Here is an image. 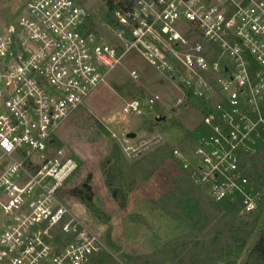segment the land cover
Listing matches in <instances>:
<instances>
[{
    "label": "built area",
    "instance_id": "1",
    "mask_svg": "<svg viewBox=\"0 0 264 264\" xmlns=\"http://www.w3.org/2000/svg\"><path fill=\"white\" fill-rule=\"evenodd\" d=\"M113 5L101 31L75 0H30L0 33V264H90L107 250L69 207L78 163L52 143L131 49L177 82L176 109L200 107L192 152L172 150L180 171L214 203L262 204L245 158L264 157V0ZM122 112L140 115L139 102Z\"/></svg>",
    "mask_w": 264,
    "mask_h": 264
},
{
    "label": "rangeland",
    "instance_id": "2",
    "mask_svg": "<svg viewBox=\"0 0 264 264\" xmlns=\"http://www.w3.org/2000/svg\"><path fill=\"white\" fill-rule=\"evenodd\" d=\"M29 1L0 0V33L15 23ZM75 1L103 31L107 0ZM131 71L136 73V79L130 77ZM155 96L158 100L148 105V100ZM182 98L177 82L157 72L131 49L120 65L108 73L106 83L93 92L85 107L70 117L56 136L52 149L64 150L78 163L66 188L67 203L91 229L101 234L104 244L109 236L118 249L113 252L114 257L127 255L138 262L174 264L181 251L176 250L173 257L172 247L181 242L203 241L222 214L206 190L196 188L171 157L173 149L187 155L192 152L193 136L202 124L198 103L174 107ZM133 100L140 104V115H124V104ZM160 117L165 120L156 123L155 119ZM129 133H134L135 139H127ZM130 149L137 152L131 154ZM155 152L169 159L153 169L149 162ZM88 178L94 204L108 219L105 222L92 216L68 193ZM261 194L262 204L256 211L260 220L236 264L246 262L264 228V187ZM256 212H240L239 216L251 221Z\"/></svg>",
    "mask_w": 264,
    "mask_h": 264
},
{
    "label": "trees",
    "instance_id": "3",
    "mask_svg": "<svg viewBox=\"0 0 264 264\" xmlns=\"http://www.w3.org/2000/svg\"><path fill=\"white\" fill-rule=\"evenodd\" d=\"M107 12L104 23L114 24L113 0L106 2ZM188 103H195L189 99ZM194 137V136H193ZM56 140L52 143V146ZM158 152V151H157ZM155 152L151 155L149 162L153 169L165 164L169 157L158 155ZM172 157V153H171ZM173 158V157H172ZM149 164V166H150ZM155 165V166H154ZM245 166L247 167V177L250 181V189L255 191L262 190L264 187V157H246ZM89 179L84 183L68 191L69 195L77 199L92 216L99 220L107 221L104 213L94 204L93 192ZM109 186H111L109 184ZM197 188V187H196ZM217 205L220 206L222 214L216 219L214 224L208 229L203 241L181 242L172 247L171 255L175 257L176 250L181 254L174 264H236L241 251L246 247L251 238L257 222L260 220V213L248 221L243 216H239L242 208L238 198L225 200ZM243 217V220L238 219ZM107 251H102L91 260L90 264H157L156 260L149 262H138L127 255L114 257L113 252H117L116 245L110 240L109 236L105 239ZM244 264H264V228L261 230L258 239L252 246L248 258Z\"/></svg>",
    "mask_w": 264,
    "mask_h": 264
},
{
    "label": "water",
    "instance_id": "4",
    "mask_svg": "<svg viewBox=\"0 0 264 264\" xmlns=\"http://www.w3.org/2000/svg\"><path fill=\"white\" fill-rule=\"evenodd\" d=\"M160 84H162V81H160ZM164 120H165L164 117H160V118H156L155 122L160 123V122H163ZM135 137H136V135L134 133H129L126 135L127 139H135Z\"/></svg>",
    "mask_w": 264,
    "mask_h": 264
}]
</instances>
